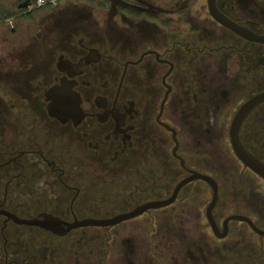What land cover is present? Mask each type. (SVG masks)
Segmentation results:
<instances>
[{
	"label": "flooded vegetation",
	"instance_id": "1",
	"mask_svg": "<svg viewBox=\"0 0 264 264\" xmlns=\"http://www.w3.org/2000/svg\"><path fill=\"white\" fill-rule=\"evenodd\" d=\"M261 95L264 0H0V264H264Z\"/></svg>",
	"mask_w": 264,
	"mask_h": 264
},
{
	"label": "water",
	"instance_id": "2",
	"mask_svg": "<svg viewBox=\"0 0 264 264\" xmlns=\"http://www.w3.org/2000/svg\"><path fill=\"white\" fill-rule=\"evenodd\" d=\"M264 99V95H261L259 97H256L255 99H253L252 101H250L249 103H247L241 110L240 112L237 114L236 118L234 119L233 122V126L231 128V144H232V149L234 151V154L236 155V157L241 161V163L249 168L251 171H253L254 173H256L257 175H259L261 178L264 179V164L259 162L257 159H255L251 154H249L244 147L242 146V144L239 141V137H238V130L240 127V124L243 120V118L245 117L246 113H248L249 109L257 102L261 101ZM182 184H179L172 197L167 200V201H161V202H150L147 204H144L140 207H138L137 209L127 213V214H121L118 215L114 218L108 219V220H83V221H75L73 224L71 225H66L67 230H71V229H75V228H81V227H86V226H100V227H104V226H113L117 223H119L122 220H127L130 218H134L139 216L140 214H142L143 212L149 210V209H158V208H162L165 207L166 205L170 204L178 189L180 188ZM215 189V187H214ZM216 190V189H215ZM4 216L6 217L7 221L11 220L13 223H15L16 225H24V226H37L40 227L42 229L45 230H49L52 231V228H59L61 226V222L58 221L57 219H45V221H36V220H22L17 218L16 216L9 214V213H3ZM50 220H53L52 222H50ZM64 231H60V232H56V234H64Z\"/></svg>",
	"mask_w": 264,
	"mask_h": 264
},
{
	"label": "rangeland",
	"instance_id": "3",
	"mask_svg": "<svg viewBox=\"0 0 264 264\" xmlns=\"http://www.w3.org/2000/svg\"><path fill=\"white\" fill-rule=\"evenodd\" d=\"M155 213H157V212H154V213H151V214H155ZM0 229H1V222H0ZM25 230L26 229L24 227H21V226H18V225L11 224L9 226V234L12 231H15L18 234V237H23L27 241H31L32 239H36L37 240V234H35L34 231H32V233H29V232H26ZM22 234H24V235H22ZM25 244L28 245L27 246L28 248L29 247L31 248V246H33L32 243H30V242H25ZM1 246H2V242L0 241V261L3 262V255H2Z\"/></svg>",
	"mask_w": 264,
	"mask_h": 264
},
{
	"label": "built area",
	"instance_id": "4",
	"mask_svg": "<svg viewBox=\"0 0 264 264\" xmlns=\"http://www.w3.org/2000/svg\"><path fill=\"white\" fill-rule=\"evenodd\" d=\"M40 2V1H39Z\"/></svg>",
	"mask_w": 264,
	"mask_h": 264
}]
</instances>
